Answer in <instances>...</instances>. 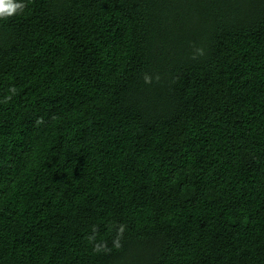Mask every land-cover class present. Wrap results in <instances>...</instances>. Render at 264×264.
<instances>
[{"label": "trees", "instance_id": "trees-1", "mask_svg": "<svg viewBox=\"0 0 264 264\" xmlns=\"http://www.w3.org/2000/svg\"><path fill=\"white\" fill-rule=\"evenodd\" d=\"M15 2L0 264H264V0Z\"/></svg>", "mask_w": 264, "mask_h": 264}, {"label": "clouds", "instance_id": "clouds-1", "mask_svg": "<svg viewBox=\"0 0 264 264\" xmlns=\"http://www.w3.org/2000/svg\"><path fill=\"white\" fill-rule=\"evenodd\" d=\"M24 7L25 5L16 3L15 0H0V19H6L13 16ZM198 51L200 55L204 54L203 49H199ZM152 79L153 78L147 74L144 77L145 83L147 84H151ZM156 79L159 80V76H157Z\"/></svg>", "mask_w": 264, "mask_h": 264}]
</instances>
